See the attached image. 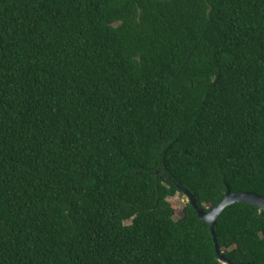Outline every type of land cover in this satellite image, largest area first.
Here are the masks:
<instances>
[{"label": "trees", "instance_id": "1", "mask_svg": "<svg viewBox=\"0 0 264 264\" xmlns=\"http://www.w3.org/2000/svg\"><path fill=\"white\" fill-rule=\"evenodd\" d=\"M228 190L264 196V0H0V264H223L169 199ZM215 232L264 264V210Z\"/></svg>", "mask_w": 264, "mask_h": 264}, {"label": "water", "instance_id": "2", "mask_svg": "<svg viewBox=\"0 0 264 264\" xmlns=\"http://www.w3.org/2000/svg\"><path fill=\"white\" fill-rule=\"evenodd\" d=\"M186 195L190 198V202L197 211L199 218L205 220L209 224L219 261L223 264H233L224 256L223 252L219 248L217 235L215 232V225L217 219L228 206L236 203H246L249 205L256 206L261 210H264V196L257 195L253 192L232 193L230 190H228L225 199L219 205L212 209L204 210L199 208V206L197 205V201L192 197L189 192L186 191Z\"/></svg>", "mask_w": 264, "mask_h": 264}, {"label": "rangeland", "instance_id": "3", "mask_svg": "<svg viewBox=\"0 0 264 264\" xmlns=\"http://www.w3.org/2000/svg\"><path fill=\"white\" fill-rule=\"evenodd\" d=\"M169 201L173 203L176 208V218L183 217V209L190 202V199L185 195L177 194V196L170 198Z\"/></svg>", "mask_w": 264, "mask_h": 264}]
</instances>
